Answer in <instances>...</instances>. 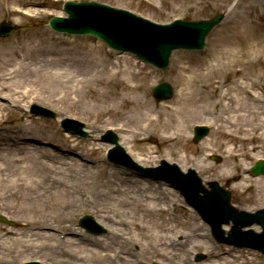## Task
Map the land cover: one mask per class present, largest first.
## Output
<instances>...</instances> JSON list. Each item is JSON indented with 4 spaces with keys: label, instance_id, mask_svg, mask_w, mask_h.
<instances>
[{
    "label": "rangeland",
    "instance_id": "1",
    "mask_svg": "<svg viewBox=\"0 0 264 264\" xmlns=\"http://www.w3.org/2000/svg\"><path fill=\"white\" fill-rule=\"evenodd\" d=\"M98 1L132 9L156 21L185 17L189 9V19L206 18L215 8L222 11L226 2ZM37 3L44 4L43 8H31ZM60 7L58 0H0V20L19 26L13 36L0 39V213L17 222L16 227L0 222V261L19 264L36 258L55 264H127L117 258H125L126 252L110 246L133 239L123 238L127 232L120 220L132 214L131 223L141 224L139 233L155 238L159 248L156 264H194L195 251L209 254L204 264H259L246 250L218 258L219 249L192 211L184 209L187 212L179 219L169 217L165 204L179 200L172 190L110 166L103 160L106 145L95 139L105 128L114 127L139 163L155 165L164 158L184 170L196 169L202 182L217 179L224 184L236 173L238 179L230 187L233 203L246 210L263 207L264 177L252 178L246 172L253 160L264 157V116L259 114L264 111V0H230L224 22L211 34L207 50L201 55L175 52L164 74L131 56L114 55L94 39L50 33L47 19L60 15ZM25 14L31 17L27 19ZM230 66L241 73L233 77L219 102L214 84L209 82ZM203 78L208 86L197 91L194 82ZM161 79L176 88V95L167 102H156L150 96L152 84ZM12 100L17 104L13 106ZM29 101L56 111L59 118L83 121L91 138H68L54 120L26 119L24 108ZM133 104L137 107L131 108ZM202 123L211 126L210 134L192 144L191 127ZM30 136L65 149L75 146V152L92 164L68 154L58 158L48 147L26 152L22 143ZM210 152L219 153L221 162L208 159ZM78 170L83 180L75 182ZM121 198L132 206L122 208ZM149 206H154L152 213L144 218L131 209ZM83 213L105 224L108 232L104 237L83 242L79 236L84 232L76 227L77 217ZM47 226L67 235L63 244L58 233L41 230ZM183 232L188 233L183 245L170 246L171 238ZM193 232L203 236L196 238ZM145 253L149 256L148 250Z\"/></svg>",
    "mask_w": 264,
    "mask_h": 264
},
{
    "label": "bare ground",
    "instance_id": "2",
    "mask_svg": "<svg viewBox=\"0 0 264 264\" xmlns=\"http://www.w3.org/2000/svg\"><path fill=\"white\" fill-rule=\"evenodd\" d=\"M136 108L137 107V104H133L132 106H131V108ZM259 114L260 115H263L264 116V111H262V110H260V112H259ZM233 119V118H232ZM233 120H235V119H233ZM229 126H232L231 124H229V123H227ZM22 148H24L23 150L24 151H28L29 149H30V153H32L34 150H35V148H36V144H30V143H27V145H26V147H22ZM17 160H19V161H21L20 160V158L19 159H17ZM18 162V161H17ZM63 162H65V163H67L66 161H63ZM24 170H29V169H24ZM54 171H56L55 170V168H54ZM80 171L78 170V171H76V175L73 177V180H75V182H78V181H82L83 180V178H82V176H80ZM102 195H104V194H102ZM151 200H153V199H155V200H159V198H155V197H149ZM145 203H148L149 201L148 200H146V201H144ZM121 206H123V207H128L129 206V204L127 203V201L124 199V198H121ZM142 214H143V216L144 217H146V216H148L149 214H151L152 213V209H150L149 207H145V208H143L142 210ZM7 231H11V230H7ZM3 234H7V233H3ZM8 235V234H7ZM3 237H5V236H3ZM1 239V238H0ZM170 246H174V244L172 243ZM44 250H47L48 248H43ZM55 251H57V250H55ZM119 260H121V261H123V262H125V263H127V264H130L131 262L129 261V260H127L126 258H121V257H117ZM117 260V259H116ZM132 264V263H131Z\"/></svg>",
    "mask_w": 264,
    "mask_h": 264
},
{
    "label": "water",
    "instance_id": "3",
    "mask_svg": "<svg viewBox=\"0 0 264 264\" xmlns=\"http://www.w3.org/2000/svg\"><path fill=\"white\" fill-rule=\"evenodd\" d=\"M217 20H218V19H217ZM213 23H214V22H213ZM213 23H212V24H213ZM194 24L197 25V23H194ZM50 25H51V27H53V28H55V29H57V30H59V31H63V32H70V31L72 30V28L74 27V26L69 27L68 25H67V26H64V25H57V24L54 25L53 23H50ZM90 30H91V29H90ZM117 149H119V148L117 147ZM263 169H264V165L262 164V165L260 166L259 170H258L256 173L261 172ZM214 188L217 189L218 186L215 185ZM214 188H213V189H214ZM216 193H217V192H216ZM223 194H224V193H223ZM225 204L228 206V195H227V194H225ZM228 210H229V214L232 215L234 221H237V218H238V217H241V214H239V213L236 212L235 210H232L229 206H228ZM218 227H220V226H218ZM236 233H240V230H239V228H238L237 225H236V228L233 230L232 235H234V234H236Z\"/></svg>",
    "mask_w": 264,
    "mask_h": 264
}]
</instances>
